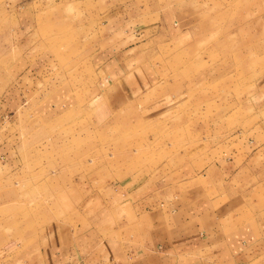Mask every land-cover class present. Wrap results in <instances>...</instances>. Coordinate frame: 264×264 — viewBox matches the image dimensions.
<instances>
[{
  "label": "rangeland",
  "instance_id": "1",
  "mask_svg": "<svg viewBox=\"0 0 264 264\" xmlns=\"http://www.w3.org/2000/svg\"><path fill=\"white\" fill-rule=\"evenodd\" d=\"M116 2L0 0V235L10 231L20 240L22 226L40 229L60 219L54 189H69L78 177L105 174L129 183L137 176V185L162 186L252 124L253 85L264 72V0H137V25H157L158 57L172 60L182 80L197 78L168 113L97 125L89 104L102 84L82 40ZM45 49L56 70L31 86L30 100L7 101L29 84H22L26 57ZM15 248L2 251L0 264Z\"/></svg>",
  "mask_w": 264,
  "mask_h": 264
},
{
  "label": "crops",
  "instance_id": "2",
  "mask_svg": "<svg viewBox=\"0 0 264 264\" xmlns=\"http://www.w3.org/2000/svg\"><path fill=\"white\" fill-rule=\"evenodd\" d=\"M137 16V0H117L82 40L102 84L89 104L97 125L168 113L197 78L174 74L173 61L158 57L157 25L142 29ZM20 20L30 35V15ZM26 58L22 84H29L13 89L7 101L30 100L25 93L57 68L47 49ZM251 115L237 141L211 147L168 184L137 185V176L124 183L103 174L54 189L63 216L40 229L22 226L20 240L10 231L0 235V254L16 247L6 264H264V72L253 85Z\"/></svg>",
  "mask_w": 264,
  "mask_h": 264
},
{
  "label": "built area",
  "instance_id": "3",
  "mask_svg": "<svg viewBox=\"0 0 264 264\" xmlns=\"http://www.w3.org/2000/svg\"><path fill=\"white\" fill-rule=\"evenodd\" d=\"M72 264H83L82 262H76V263H72Z\"/></svg>",
  "mask_w": 264,
  "mask_h": 264
}]
</instances>
